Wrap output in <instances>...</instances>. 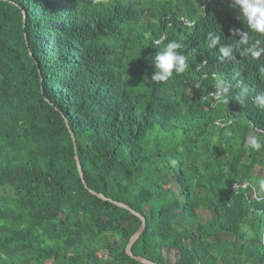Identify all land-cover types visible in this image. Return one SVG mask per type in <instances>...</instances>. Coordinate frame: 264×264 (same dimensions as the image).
<instances>
[{"label":"trees","instance_id":"16d2710c","mask_svg":"<svg viewBox=\"0 0 264 264\" xmlns=\"http://www.w3.org/2000/svg\"><path fill=\"white\" fill-rule=\"evenodd\" d=\"M237 14L230 0H0V264H143L125 250L141 220L109 199L146 219L134 255L264 264V147L250 145L264 56L221 62L207 41L238 40ZM170 40L189 69L154 82ZM213 74L245 103L216 97Z\"/></svg>","mask_w":264,"mask_h":264},{"label":"clouds","instance_id":"9594fccd","mask_svg":"<svg viewBox=\"0 0 264 264\" xmlns=\"http://www.w3.org/2000/svg\"><path fill=\"white\" fill-rule=\"evenodd\" d=\"M231 7L238 9L237 19L242 20L247 31H242L237 28L231 29L233 36H239L234 43L225 45L222 43V35L215 32H209L208 47L215 48L219 45V60L223 62L226 59H235L234 50L239 51L242 57H247L250 60H259L264 56V0H230ZM251 33L258 34L259 38L252 36ZM166 37L162 36L158 44H161ZM243 46V47H241ZM182 44L176 40H170L156 52L150 60L153 63L156 71L151 76L154 82L167 81L175 73L180 75L189 69L187 56L181 53ZM259 72L264 76V64L259 67ZM215 81V96L219 97L222 102L227 103V97L231 96L241 105L245 103L249 89L242 85H233L220 75L213 74ZM198 87V85H197ZM255 104L264 109V92L257 94L254 98ZM227 135H231L228 132ZM250 145L254 150H260L264 147L258 138L253 137L250 140ZM175 164V161H172ZM260 189L264 190V178L258 181Z\"/></svg>","mask_w":264,"mask_h":264},{"label":"water","instance_id":"95a60500","mask_svg":"<svg viewBox=\"0 0 264 264\" xmlns=\"http://www.w3.org/2000/svg\"><path fill=\"white\" fill-rule=\"evenodd\" d=\"M23 15H25L24 11L22 12ZM70 134H71V138H72V141L74 143V146H75V151H76V141H75V137L72 133V131H70ZM76 162H77V168H78V171H79V174H80V177L82 179V182L83 184L85 185V187H87L86 183H85V180H84V174H83V170H82V167H81V164L79 162V158H78V155L76 154ZM91 193L97 195L98 197L106 200L108 198H106L104 195L102 194H98L97 192L93 191V190H89ZM111 202L115 203L116 205L122 207V208H125L127 210H129L132 214L136 215L137 217H139V219L141 220V225L139 227V229L133 234V236L130 238L127 246H126V253L132 257L133 259L137 260L138 262L140 263H143V264H157L153 261H150L144 257H141L139 255H134L132 253V247L134 245V243L139 239V237L141 236V234L143 233L144 229H145V226H146V219L139 213L135 212L134 210L130 209L127 205L121 203V202H117V201H114L112 199H109Z\"/></svg>","mask_w":264,"mask_h":264},{"label":"rangeland","instance_id":"374dc122","mask_svg":"<svg viewBox=\"0 0 264 264\" xmlns=\"http://www.w3.org/2000/svg\"><path fill=\"white\" fill-rule=\"evenodd\" d=\"M200 214L202 221H207L211 217V214L208 211L201 212ZM204 243H206V241ZM172 258L173 260L176 259L175 253H173Z\"/></svg>","mask_w":264,"mask_h":264}]
</instances>
